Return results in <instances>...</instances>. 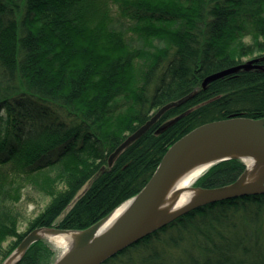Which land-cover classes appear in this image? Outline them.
Instances as JSON below:
<instances>
[{"label": "trees", "instance_id": "1", "mask_svg": "<svg viewBox=\"0 0 264 264\" xmlns=\"http://www.w3.org/2000/svg\"><path fill=\"white\" fill-rule=\"evenodd\" d=\"M250 56L260 67L203 87ZM195 90L109 165L130 133ZM234 115L264 117V0H0V261L37 227L98 222L173 143ZM245 168L220 162L196 185L232 183ZM29 187L49 201L22 232ZM56 256L42 239L17 264ZM101 264H264V193L192 209Z\"/></svg>", "mask_w": 264, "mask_h": 264}, {"label": "water", "instance_id": "2", "mask_svg": "<svg viewBox=\"0 0 264 264\" xmlns=\"http://www.w3.org/2000/svg\"><path fill=\"white\" fill-rule=\"evenodd\" d=\"M257 61V58L252 59L212 73L204 79L203 87L240 69L260 67L255 63ZM196 92V90L192 91L182 99L160 107L149 120L130 133L111 153L109 165H112L115 158L129 144L142 136L167 109L183 104ZM230 159H239L246 166L234 182L210 188L196 185L198 179L212 166ZM198 164H205V167L196 177L191 189L199 190V194L178 209L162 208L164 197L176 177ZM252 166L258 173L256 178L248 181ZM256 193H264V117L234 115L210 121L194 128L173 143L140 192L125 200L104 218L84 229L37 227L26 234L1 264H17L33 243L42 239L52 240L50 239L52 235L60 233H74L76 244L69 252L59 255L52 264H101L127 246L192 209L208 203ZM122 205L125 206L122 216L112 227L100 232L102 223Z\"/></svg>", "mask_w": 264, "mask_h": 264}, {"label": "bare ground", "instance_id": "3", "mask_svg": "<svg viewBox=\"0 0 264 264\" xmlns=\"http://www.w3.org/2000/svg\"><path fill=\"white\" fill-rule=\"evenodd\" d=\"M235 73V72H233ZM205 164H198L195 167L189 168L183 171L176 177L174 182L170 185L163 203L162 208L164 209H178L183 205L191 202L198 194L199 190L191 189L193 182L196 177L203 171ZM250 177L248 181L256 178L258 171L252 166ZM125 210V206L122 205L117 208L100 226V232L112 227L115 222L122 216ZM75 234L74 233H60L52 235L50 239L54 240L55 245L60 247L62 253L69 252L75 246Z\"/></svg>", "mask_w": 264, "mask_h": 264}, {"label": "rangeland", "instance_id": "4", "mask_svg": "<svg viewBox=\"0 0 264 264\" xmlns=\"http://www.w3.org/2000/svg\"><path fill=\"white\" fill-rule=\"evenodd\" d=\"M126 25H128V23H126ZM246 41L250 42L251 38H246ZM134 43V45L136 46L140 45V41L138 39H136ZM252 58H254V56L246 57L244 58V61L247 62ZM25 192L26 193L24 194L22 200L18 202V207L23 215L20 223V231L22 232L27 230L31 220H33L43 210V208L49 201V197L47 195H44L41 192L32 189V187H29ZM10 241H12V239L6 241L4 245L8 246ZM47 242L53 249L57 251L56 258L62 254L61 248L55 245L54 240L47 239Z\"/></svg>", "mask_w": 264, "mask_h": 264}]
</instances>
